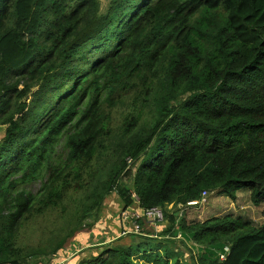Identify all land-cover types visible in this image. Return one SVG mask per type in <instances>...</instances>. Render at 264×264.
Returning a JSON list of instances; mask_svg holds the SVG:
<instances>
[{
	"label": "trees",
	"instance_id": "obj_1",
	"mask_svg": "<svg viewBox=\"0 0 264 264\" xmlns=\"http://www.w3.org/2000/svg\"><path fill=\"white\" fill-rule=\"evenodd\" d=\"M0 128V264L31 255L18 229L72 191L85 193L81 218L113 192L124 209L186 205L205 190L235 199L240 188L260 205L264 0H110L105 11L99 0H0ZM46 168L36 192L18 187ZM167 216L166 233L190 242L199 264H264V222ZM133 242L79 264H145Z\"/></svg>",
	"mask_w": 264,
	"mask_h": 264
},
{
	"label": "rangeland",
	"instance_id": "obj_2",
	"mask_svg": "<svg viewBox=\"0 0 264 264\" xmlns=\"http://www.w3.org/2000/svg\"><path fill=\"white\" fill-rule=\"evenodd\" d=\"M99 1L101 9L105 11L110 0ZM130 110L129 104L118 106L113 123L115 130L121 123V118L126 116ZM123 113L125 114L122 115ZM2 134L3 131L0 128V138ZM67 150L65 138L62 136L54 144L51 161L59 165L62 161L60 159L66 156ZM50 175L51 169L46 168L41 176L27 179L21 182L18 187H26L36 192ZM85 203L83 191H72L64 197L58 206L45 210L41 214L30 215L16 234L17 246L19 245L23 252L31 253L21 264H79L83 259L99 254L107 246H115L129 241H136L133 242L134 246L129 248V252L136 260L145 264H199L190 242L180 237L181 234L177 237L166 233L170 228V220L167 215H175L177 218H185L187 222H191L194 220L203 221L212 216L232 214L236 217L241 216L256 226L264 222V202L260 205L253 204L248 188L238 189L235 199L223 191H212L205 203L197 205L166 204L164 211L169 213L164 219H140L142 227L140 233H134L131 229L130 225L134 223V219L125 218L126 210L116 192L109 194L104 199V203L98 211H92L89 216L81 218ZM132 207L142 209L138 204L129 208L132 209ZM140 211L142 212V210ZM157 235L162 238H172L177 247L172 248L164 241L151 244L152 247L149 244L143 248L137 246L140 240L136 236L150 238L151 236L157 237ZM61 242L63 244L54 253L53 247L58 246Z\"/></svg>",
	"mask_w": 264,
	"mask_h": 264
},
{
	"label": "built area",
	"instance_id": "obj_3",
	"mask_svg": "<svg viewBox=\"0 0 264 264\" xmlns=\"http://www.w3.org/2000/svg\"><path fill=\"white\" fill-rule=\"evenodd\" d=\"M210 195V192L205 190L203 191L202 193V196L200 199L198 200H193V201H190L188 202L186 205H190V204H201V203H205L206 201H208V196ZM171 204H174V203H171ZM182 205H184L183 203H180ZM133 209H137L135 207H132L131 208H128V209H125V213H124V216H126L125 218H132L134 219L133 222L130 227H132L131 229H133V232L135 233H140L142 231V227H141V222H140V219H150V218H153L154 220H162L164 219V209L161 208V207H158V206H154V207H150V208H147V209H137L136 211H132ZM142 210V212L140 211ZM129 227V228H130ZM140 227V229H139ZM229 252V246H226L225 247V252L221 253L220 254V258L223 260L225 259L226 257V253Z\"/></svg>",
	"mask_w": 264,
	"mask_h": 264
}]
</instances>
